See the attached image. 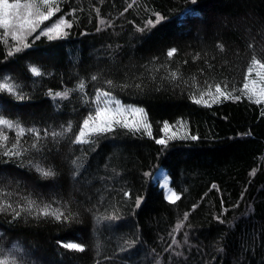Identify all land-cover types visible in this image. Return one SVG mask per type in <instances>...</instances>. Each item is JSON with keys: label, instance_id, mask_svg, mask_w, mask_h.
I'll return each instance as SVG.
<instances>
[{"label": "trees", "instance_id": "obj_1", "mask_svg": "<svg viewBox=\"0 0 264 264\" xmlns=\"http://www.w3.org/2000/svg\"><path fill=\"white\" fill-rule=\"evenodd\" d=\"M56 3L27 48L9 56L16 42L0 40V82L16 90L0 92V116L25 130L0 126V248L18 247V264H264V102L241 91L264 63V0ZM61 18L66 36L40 34ZM98 90L143 109L148 130L74 143ZM13 145L21 155H3Z\"/></svg>", "mask_w": 264, "mask_h": 264}, {"label": "snow or ice", "instance_id": "obj_2", "mask_svg": "<svg viewBox=\"0 0 264 264\" xmlns=\"http://www.w3.org/2000/svg\"><path fill=\"white\" fill-rule=\"evenodd\" d=\"M132 5L130 4L129 7ZM59 8L57 6L56 0H0V29L3 30V36L0 37L3 43H8V37L11 36L12 40L16 42L15 46L12 47L8 55L11 56L16 52H20L23 48H27L29 45L24 42L25 34H31L36 31V29L50 17H52ZM156 19L155 21L149 20L145 27L154 26L156 23H159L163 17L159 14H155ZM71 24L68 23L63 18L59 19L55 24L51 27H48L41 31V35H45L48 39H59L63 38V36L67 35L65 31L66 28H70ZM99 30V29H98ZM142 30V29H141ZM39 36H37V39ZM175 49H171L168 52V56L172 57L175 53ZM259 66V68L264 71V63H261L255 57H253L251 66L249 67V73L253 71V68ZM30 71L33 75H41L40 71L36 67H31ZM261 80H264V74L258 73ZM172 79H176V73L171 74ZM93 80L97 79V77L93 76ZM247 79V78H246ZM111 85V81L107 82ZM255 81L253 82V85ZM85 87L84 83L81 82L78 85L79 90H83ZM6 91L10 94L15 95L16 90L15 87L9 83L7 80L0 82V92ZM244 94L248 95L249 99L252 96H258L255 100L257 104L264 102V87L260 88L259 92L256 91L255 87H250L248 83L244 84V89L241 90ZM216 92L223 96L225 99L231 96L230 93H225L222 91L220 85H216ZM52 94V93H50ZM68 91L65 92H57L54 94L55 97H60L61 99H66L68 97ZM209 95L211 92L208 93ZM110 93L108 92H101L97 91V109L95 111V116L93 117L90 115L83 121V126L80 127L79 133L75 136L74 143H89L90 141L86 138L91 133H104L107 131H111L114 125H121L124 128H129L130 130L135 129L139 130V127L143 126L148 128L147 124H140L138 122H134L133 124H129L127 122L126 117H124L125 112H131L137 115H143V109H136V108H124L120 105L119 101H115V108H100L99 102L101 97H109ZM203 98V94L201 96V100ZM239 97H236L238 99ZM17 99H23L22 96H17ZM201 100H196V103H200ZM264 114V111H262ZM0 126L8 128V129H16L17 136L23 135L24 129L20 127V125L12 120L0 116ZM165 130L168 129V124L165 123L164 125ZM71 125L68 126L65 131H70ZM29 132H34V129H28ZM151 133L149 132V135ZM53 136H59L61 133H53ZM39 139V136L37 137ZM192 139H196V137H191ZM8 140L7 135H5L2 131H0V147L3 146ZM166 141L164 140H157L156 143L164 144ZM18 144V142H17ZM17 145H13L12 149L6 150L3 155L5 156H20L21 153L19 151H15L14 149ZM33 148L36 147V144L32 145ZM37 171H39L43 176H51L52 173L50 170H45L42 168L37 167ZM164 187H167V183L164 184ZM127 195V193H125ZM170 202H175V200L179 199V196L175 192H171L170 195L166 197ZM139 204V201H137ZM34 202H28L27 209L22 210H30L33 207ZM11 205L0 204V211H6L10 208ZM21 214L20 211L14 212V218L19 217ZM39 214L43 216H53L56 220H60L63 217V213L59 212L58 210L50 211L48 206H45L42 209H39ZM114 218V217H113ZM185 219H187V214H185ZM181 227L180 224L177 225L176 230H179ZM173 244L176 243V240L173 238ZM62 247L67 248L69 250L75 251H84V247L77 243H66L63 244ZM0 253H4L0 255V264H18L19 260V248L14 247L12 249L5 250L0 248Z\"/></svg>", "mask_w": 264, "mask_h": 264}, {"label": "rangeland", "instance_id": "obj_3", "mask_svg": "<svg viewBox=\"0 0 264 264\" xmlns=\"http://www.w3.org/2000/svg\"><path fill=\"white\" fill-rule=\"evenodd\" d=\"M51 27V26H49ZM48 28V27H46ZM45 28V29H46ZM44 30V29H43ZM258 73H261V74H264V71H262L259 67H257L253 73V75L250 77L251 81H249V86L250 87H255L256 91L259 92L260 88L264 87V80H261L260 79V76L258 75ZM255 81V84L253 85V82ZM246 95V94H245ZM220 96V95H219ZM248 96V95H246ZM257 98H259L258 96H252V99L253 100H256ZM115 101H118L116 99H114L113 97L109 96V97H101L100 98V102H99V107L100 108H105V107H108V108H115ZM120 105L124 108H136V109H141V108H138V107H135V106H132V105H128V104H123L122 102H120ZM97 109V101H96V104H95V109H94V112L91 114L93 117L95 116V111ZM144 112V110H143ZM124 117H126L127 119V122L129 124H133L134 122H138L140 123L141 125L142 124H146V120H145V117H144V114L143 115H137V114H133L131 112H125L124 113ZM83 126V124H82ZM129 129V128H127ZM140 130H144V131H147L148 128H145L143 126L139 127ZM132 130H135V129H132ZM167 135H170V134H167ZM18 182L22 183L23 181L20 180V179H16Z\"/></svg>", "mask_w": 264, "mask_h": 264}]
</instances>
